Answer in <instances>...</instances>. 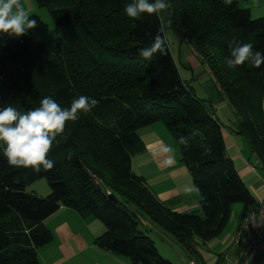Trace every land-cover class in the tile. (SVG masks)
Masks as SVG:
<instances>
[{"label": "trees", "instance_id": "obj_1", "mask_svg": "<svg viewBox=\"0 0 264 264\" xmlns=\"http://www.w3.org/2000/svg\"><path fill=\"white\" fill-rule=\"evenodd\" d=\"M34 1L49 8L60 36L36 41L27 33L0 34V107L12 104L26 112L45 96L62 108L81 95L98 103L68 122L53 142L51 170L10 166L0 145V264H39L37 249L52 238L42 220L60 207L102 222L104 231L95 239L99 247L133 263L172 264L139 228L133 209L193 253L194 238L216 236L233 203L242 204L240 218L256 206L226 152L222 124L209 101L182 79L167 43L166 54L139 55L158 32L164 36L161 13L130 19L124 7L132 0ZM167 3L162 12L167 25L206 63L236 115V132L264 160V64L226 63L232 41L250 42L254 52L264 53V16L251 18L236 0ZM154 122H161L179 147V160L200 196L197 209L166 207L132 171L131 156L142 148L137 130ZM180 137L186 145L178 143ZM205 148L209 151L202 154ZM38 178L48 183L46 196L25 188Z\"/></svg>", "mask_w": 264, "mask_h": 264}, {"label": "crops", "instance_id": "obj_2", "mask_svg": "<svg viewBox=\"0 0 264 264\" xmlns=\"http://www.w3.org/2000/svg\"><path fill=\"white\" fill-rule=\"evenodd\" d=\"M194 54L191 52L186 56L188 65L193 69L201 67L200 59ZM199 85L202 95L203 93L206 95L200 98L205 97L203 99L208 100L212 108L214 105L217 109L218 106L223 108L229 105L210 74ZM192 91L196 93L194 88ZM218 120L222 124L226 152L240 178L257 202L264 197V177L260 175L255 166V162H259L255 159L252 163L251 159L254 153L248 142L246 144L244 140L241 141L237 137L242 134L236 132V127L231 126L229 130L225 128V123L230 119ZM232 120L236 121V119ZM137 133L142 148L131 156L132 171L145 179L150 190L166 207L178 212L197 209L200 196L192 184L191 175L179 160V147L168 129L161 122H154L138 129ZM165 147H170L173 151L164 153ZM169 156L173 157V163L166 165L164 161ZM145 223L149 224L148 221ZM42 225L51 231L52 238L47 244L37 249L39 264H142L133 263L125 256L99 247L95 243V239L104 231L102 222L92 216H82L72 208L60 207L43 219ZM149 225L153 227L151 224ZM154 232H158L163 248L168 247L174 254L176 252L179 261L183 262L184 256L173 245L170 238L161 231L155 230ZM229 241L230 238L222 240L223 245H226L227 248L214 264H264L259 256L250 249L239 228L232 240ZM157 249L159 250V247Z\"/></svg>", "mask_w": 264, "mask_h": 264}, {"label": "clouds", "instance_id": "obj_3", "mask_svg": "<svg viewBox=\"0 0 264 264\" xmlns=\"http://www.w3.org/2000/svg\"><path fill=\"white\" fill-rule=\"evenodd\" d=\"M225 5H231L233 0H222ZM168 8L167 0H132L124 7V13L130 19H139L142 14H160ZM20 0H0V34L20 37L28 30L37 26L35 19H30ZM151 36V33L148 34ZM167 37L160 32L153 38L152 44L142 48L139 55L151 59L154 54H166ZM230 56L226 58L228 67L235 68L250 62L259 68L264 64V53L253 51L252 43L232 41L229 43ZM98 102L81 95L74 98L70 107L62 108L52 97L45 96L39 101V106L26 112L19 111L12 104L0 107V145L4 157L10 166L31 168L39 171L51 170L54 162L48 159L53 142L64 134L68 122L79 118V113H88ZM178 143L187 144L184 137ZM164 153L173 151L170 147L163 149ZM208 149H204L207 154ZM166 165L173 163V157L165 159Z\"/></svg>", "mask_w": 264, "mask_h": 264}, {"label": "rangeland", "instance_id": "obj_4", "mask_svg": "<svg viewBox=\"0 0 264 264\" xmlns=\"http://www.w3.org/2000/svg\"><path fill=\"white\" fill-rule=\"evenodd\" d=\"M21 4L24 6L25 10L30 14V19H35L37 21V26L34 29L28 30L27 34L33 39L38 41H49L53 40L60 36V32L58 27L53 23L49 8L47 7H39L34 0H20ZM238 7L249 9L251 18H258L264 16V0H237ZM59 4H54L53 7H58ZM162 30L164 36L167 37V45L170 50V53L178 67L180 72V76L186 80V83L190 86L191 89L194 88L196 90L194 93L197 97L206 96L202 95V89L200 88L199 83L203 79H205L209 74L214 78L212 73L210 72L206 63L202 62L200 59V55L196 53L192 46L186 42H180L178 38L174 35L172 29L167 25L164 16L162 15ZM80 52L85 51V47L78 49ZM191 52L195 53L201 62V67H197L195 69L190 68L188 65V61L186 56L191 54ZM194 54V55H195ZM104 55H107L104 53ZM192 65V64H191ZM206 65V66H205ZM206 72V73H205ZM215 84L218 86V89L221 91L218 83L214 78ZM214 94V93H213ZM205 98V97H202ZM207 98V97H206ZM206 100V99H205ZM218 106V105H217ZM214 113L218 119H230L225 123L226 129H231L230 127H236V121L234 122L232 119H236V115L230 105H227L223 108L218 109L216 105L213 106ZM239 139L244 140V143L247 144V139L242 135L237 136ZM177 144V143H176ZM255 159L259 162H255V166L262 177H264V160H260L256 155H252V163ZM26 190L33 191L39 196H46L49 193V186L45 178H38L32 182H29L26 185ZM135 213L139 219V228L143 230L146 234H148L154 241L155 246L159 247V254L164 258L168 259L172 264H186L189 259L195 260L198 264H214L217 260H219L220 256L226 251V245H223L222 240L230 241L234 237L235 233L239 228V219L240 212L242 210L241 203H233L230 208L228 219L222 228V230L213 238L203 241L198 238H194L193 246L195 252L188 251L182 244L178 243L174 237L162 227H160L156 222L152 221L144 212L135 210ZM145 221H148L153 227L149 224H146ZM153 229V230H152ZM161 231L165 233V236L170 238L173 245L177 248L181 255H183V262H180L177 258V253L172 252L168 247H164L158 232ZM228 234V236H227ZM227 236V237H226ZM224 237H226L224 239ZM229 241V242H230ZM164 250V251H163ZM185 260V262H184ZM187 260V261H186Z\"/></svg>", "mask_w": 264, "mask_h": 264}, {"label": "built area", "instance_id": "obj_5", "mask_svg": "<svg viewBox=\"0 0 264 264\" xmlns=\"http://www.w3.org/2000/svg\"><path fill=\"white\" fill-rule=\"evenodd\" d=\"M239 231L245 236L250 249L264 262V197L241 217ZM187 264L198 263L189 259Z\"/></svg>", "mask_w": 264, "mask_h": 264}]
</instances>
